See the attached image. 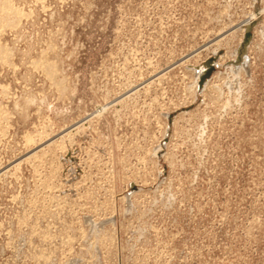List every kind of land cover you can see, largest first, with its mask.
<instances>
[{
    "label": "rangeland",
    "instance_id": "1",
    "mask_svg": "<svg viewBox=\"0 0 264 264\" xmlns=\"http://www.w3.org/2000/svg\"><path fill=\"white\" fill-rule=\"evenodd\" d=\"M0 264H264V0H0Z\"/></svg>",
    "mask_w": 264,
    "mask_h": 264
},
{
    "label": "water",
    "instance_id": "2",
    "mask_svg": "<svg viewBox=\"0 0 264 264\" xmlns=\"http://www.w3.org/2000/svg\"><path fill=\"white\" fill-rule=\"evenodd\" d=\"M213 63V60H210L209 61V64H212ZM212 66L210 65L209 66V69H208V71L205 73V75L203 76V80L207 77V76H209V74L211 73V71H212Z\"/></svg>",
    "mask_w": 264,
    "mask_h": 264
}]
</instances>
